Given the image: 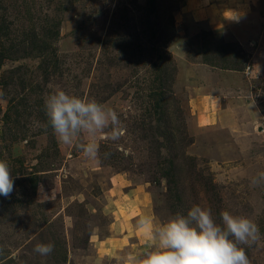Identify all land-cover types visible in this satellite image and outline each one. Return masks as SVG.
<instances>
[{"label": "rangeland", "instance_id": "obj_1", "mask_svg": "<svg viewBox=\"0 0 264 264\" xmlns=\"http://www.w3.org/2000/svg\"><path fill=\"white\" fill-rule=\"evenodd\" d=\"M154 1L0 0V159L14 178L0 264H132L154 243L140 218L159 227L193 204L253 220L246 254L264 264V185L250 183L264 171V0H183L166 50L176 0ZM55 89L119 114L121 139L96 138L100 163L46 128ZM49 242L50 256L32 251Z\"/></svg>", "mask_w": 264, "mask_h": 264}, {"label": "clouds", "instance_id": "obj_2", "mask_svg": "<svg viewBox=\"0 0 264 264\" xmlns=\"http://www.w3.org/2000/svg\"><path fill=\"white\" fill-rule=\"evenodd\" d=\"M46 128L57 142L74 146L84 158L101 162L102 140L118 142L123 135L119 114L94 98H84L63 89H55L44 98ZM85 137L88 138L85 142ZM110 152L103 154L108 159ZM252 186L264 185V171L250 180ZM14 190V178L6 160L0 159V196L8 198ZM137 231L153 241L152 250L132 257V264H250L246 248L260 239L259 226L250 218L223 210L219 216L210 207L191 205L186 213L171 215L159 227L150 217L137 222ZM54 244L37 243L32 251L48 257Z\"/></svg>", "mask_w": 264, "mask_h": 264}, {"label": "trees", "instance_id": "obj_3", "mask_svg": "<svg viewBox=\"0 0 264 264\" xmlns=\"http://www.w3.org/2000/svg\"><path fill=\"white\" fill-rule=\"evenodd\" d=\"M154 0H150L151 4H154ZM181 3H183V0H176L172 3H169V8H167L165 11L168 14V19H166L164 25L159 29L158 32V40L156 43V46L158 47V50L161 49H167V46L174 41V39L177 36V30H176V24H175V18L173 16V13L176 11H179L182 8ZM29 46H32L33 48H37L38 51L41 54H44V52L47 50V45L44 41H35V46L33 42H27ZM37 46V47H36ZM10 55V53H9ZM8 55V56H9ZM7 55H4L3 53H0V71L2 69V66L6 60H9V57H6ZM12 58V57H10ZM174 170L169 171L167 173V176L172 179V181H177L178 179V173L175 172L176 167H172Z\"/></svg>", "mask_w": 264, "mask_h": 264}, {"label": "crops", "instance_id": "obj_4", "mask_svg": "<svg viewBox=\"0 0 264 264\" xmlns=\"http://www.w3.org/2000/svg\"><path fill=\"white\" fill-rule=\"evenodd\" d=\"M213 14H214V13L210 12V14H209V15H211V17H213ZM226 120H227V119H226Z\"/></svg>", "mask_w": 264, "mask_h": 264}]
</instances>
